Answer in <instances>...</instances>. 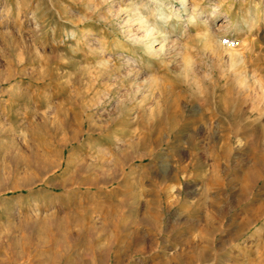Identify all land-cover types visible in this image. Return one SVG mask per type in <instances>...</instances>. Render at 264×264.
Here are the masks:
<instances>
[{"label":"rangeland","instance_id":"1","mask_svg":"<svg viewBox=\"0 0 264 264\" xmlns=\"http://www.w3.org/2000/svg\"><path fill=\"white\" fill-rule=\"evenodd\" d=\"M128 2L0 0V264H264V0Z\"/></svg>","mask_w":264,"mask_h":264},{"label":"bare ground","instance_id":"2","mask_svg":"<svg viewBox=\"0 0 264 264\" xmlns=\"http://www.w3.org/2000/svg\"><path fill=\"white\" fill-rule=\"evenodd\" d=\"M128 1L129 6L125 8L127 18L124 22L126 24L125 31L128 33L126 40L129 44L135 45L134 47L137 46L136 48H141L148 56L157 58L162 57L164 44L162 43L159 47H156L155 44L165 41L168 38L167 30L172 21L174 24L179 25L181 18H186L185 27L182 31L194 27L196 28L200 25L199 15L201 11L195 7L190 10L188 8L190 3L193 5L194 0H179L182 4L181 11H183V13L181 11L177 12V10L172 8V0H152L155 8L152 9L153 11L150 10L149 12L151 17L145 16L142 12L144 8L147 9L145 3L144 5L140 4V6H137V3H134L133 0ZM217 13L218 8H214L211 12H208L207 14L210 17L209 21H211ZM152 17L153 19H151ZM204 25H207V23L204 22ZM139 32L142 33L141 36H138ZM203 36L205 46H211L215 51L225 52L228 56L229 63L234 64L237 61H242V56L238 48H234L238 44L231 46L222 41L220 42L218 31H210L206 28ZM224 38L225 37H223V39Z\"/></svg>","mask_w":264,"mask_h":264},{"label":"built area","instance_id":"3","mask_svg":"<svg viewBox=\"0 0 264 264\" xmlns=\"http://www.w3.org/2000/svg\"><path fill=\"white\" fill-rule=\"evenodd\" d=\"M222 42L227 44V45H231V46L238 44V40L232 39L230 37H225L224 39H222Z\"/></svg>","mask_w":264,"mask_h":264}]
</instances>
